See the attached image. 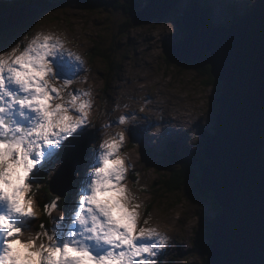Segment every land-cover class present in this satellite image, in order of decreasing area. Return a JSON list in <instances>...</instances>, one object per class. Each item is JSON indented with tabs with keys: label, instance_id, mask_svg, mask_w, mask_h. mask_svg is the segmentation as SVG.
<instances>
[{
	"label": "rangeland",
	"instance_id": "374dc122",
	"mask_svg": "<svg viewBox=\"0 0 264 264\" xmlns=\"http://www.w3.org/2000/svg\"><path fill=\"white\" fill-rule=\"evenodd\" d=\"M90 1H98L100 5L93 9L91 2L87 4L85 0H72L53 12H42L31 27L13 33L8 43L3 38L11 30L0 31V39L4 42V50H0V55L11 53L17 47L19 51H23L33 41H36L33 47L42 45L45 35L63 33L67 39L57 49V55L46 59L54 72L63 63L69 65L75 75L68 73L56 76V85L71 79L72 83L68 88L73 94L81 88H91L94 93L92 107L88 110L89 123L83 125L84 130L64 141L58 151H52L48 160L53 165L48 166L47 163L45 166L48 168L46 167L41 177L44 180L49 177L47 169L58 164L59 167L51 176L53 191L65 196L69 188L74 187L68 203L69 207H74L78 190L87 182H83L87 179L83 178L86 173L84 170L93 162L90 159H95V148L89 154V161L75 174V178L61 185L65 181L63 174H68L71 170L70 166L64 165L65 157L70 151L67 153L66 150L77 137L88 132H92L95 145L100 139L102 125L111 128L121 114L135 116L136 119L127 125V143L122 149L131 157L134 165L127 180L130 186L137 184V181L142 186L139 195L145 204L143 218L151 215L153 226L161 229L169 238L167 246L151 259L155 264H201L208 258L211 243L208 223L215 220L220 211L215 208L211 198L200 197L202 192L193 183H189L183 190L166 192L165 195L160 185L163 174L168 172L166 156L162 152L168 154L166 149L170 142H177V150L181 152L179 159L182 160L201 151L204 148V135L214 134L217 129V109H214L213 102L218 97V89L204 86L201 81L206 78L194 69H180L177 61L164 57L166 47L176 45L187 33L180 19L181 14L191 8L192 0H179L176 10L173 9L166 19L133 23L126 33H121L120 29L125 22L131 21V16L123 8L116 7L126 0ZM127 1L137 9L143 8L145 2ZM197 1L204 11L209 7L214 25H228L233 22L235 15L248 12L257 5L252 4L251 0H248L250 7H247V0ZM98 45L102 52H111L113 56H117V60L112 61L113 65L107 63L106 58L95 54ZM141 108L144 110L141 111ZM13 116L17 122L27 123L15 112ZM262 156L264 157V141ZM74 161L76 164L78 157L75 156ZM35 174L38 175V172ZM37 175L34 181L41 184L43 180ZM69 176H72V172ZM37 193L36 190L35 210L40 215L32 219L34 230L42 215ZM3 207L1 213H6L5 204ZM59 207L56 205L51 210V230L55 229L62 238L69 220L59 221L61 212L66 216V211L58 210ZM143 218L138 227L142 225ZM9 221L16 226L23 223V227L30 224L28 218L19 215L9 217ZM2 240L3 236L0 235V241Z\"/></svg>",
	"mask_w": 264,
	"mask_h": 264
},
{
	"label": "clouds",
	"instance_id": "9594fccd",
	"mask_svg": "<svg viewBox=\"0 0 264 264\" xmlns=\"http://www.w3.org/2000/svg\"><path fill=\"white\" fill-rule=\"evenodd\" d=\"M66 39L63 33L48 34L43 45L33 47V41L23 51L17 47L0 55V113L4 114L0 118V202L7 208L0 213V264H155L151 257L167 246L169 238L153 226L151 215L143 218L142 186L138 181L129 185L127 175L134 165L122 151L127 125L135 116L121 114L111 128L101 126L100 139L93 145L95 159L85 173L87 182L76 194L62 238L43 223L38 230L31 223L23 228L9 224L11 216L32 221L40 215L35 210L39 185L34 174L50 162L53 150L58 151L77 128L89 123L91 88L73 94L68 88L72 81L57 86L53 67L45 59V52ZM14 112L27 123L17 122ZM58 167L49 168L48 176ZM55 208L54 200L44 205V213L51 216ZM65 219L61 212L59 221ZM134 240L140 243L133 246Z\"/></svg>",
	"mask_w": 264,
	"mask_h": 264
},
{
	"label": "water",
	"instance_id": "95a60500",
	"mask_svg": "<svg viewBox=\"0 0 264 264\" xmlns=\"http://www.w3.org/2000/svg\"><path fill=\"white\" fill-rule=\"evenodd\" d=\"M144 1L143 8L128 12L134 24L166 19L179 2ZM194 2L181 14L184 38L193 37V43L183 38L171 51L185 63L205 60L221 82L216 132L204 135L205 158L193 162L202 187L220 206L208 223V264H264V0L228 25L212 24L209 13ZM37 7L0 11V31L38 17L44 9ZM93 139L91 132L77 142L81 150L69 149L65 166L71 170L61 185L75 178Z\"/></svg>",
	"mask_w": 264,
	"mask_h": 264
},
{
	"label": "trees",
	"instance_id": "16d2710c",
	"mask_svg": "<svg viewBox=\"0 0 264 264\" xmlns=\"http://www.w3.org/2000/svg\"><path fill=\"white\" fill-rule=\"evenodd\" d=\"M13 1V2H12ZM72 0H0V6H3V9H9V8H13V7H18L20 5L23 4H34V5H39L41 7L44 8V13H50L53 12L59 8H61L63 5L71 2ZM84 1V0H82ZM85 2L87 4H89V2H91L92 4V8L95 9L96 6L100 5L98 1L92 2L90 0H85ZM261 2V0H257V2L255 4H259ZM120 5V4H119ZM116 5V7L118 6L119 8H123V10H125V12H130V11H136L140 8L137 9L136 6L131 5L129 3V1L126 0V2L119 6ZM205 5V4H204ZM203 5V6H204ZM256 5V6H257ZM255 6V7H256ZM206 10H209V7L205 8ZM37 19L34 18L33 20H31L30 22H27L26 24L21 25L18 28L12 29L11 31H9L7 34L8 36L4 39V41L6 43L9 42V39H11V35L15 32H17V30L19 29H25V28H29L31 27L35 20ZM182 22V18L180 19ZM131 21H127L125 22L124 26L122 25V28L120 29V32L123 33L125 32L127 29L131 28L133 26V23L131 24ZM126 33V32H125ZM3 39H0V43L2 42ZM167 48V52L165 54V59L168 60H172V61H177L178 62V66H180V69L185 68V69H194L198 74H202L206 79L202 80L201 82H203L204 86H214L216 89H218V96L220 94V86H221V82L217 81L211 74L210 72V65L208 63L205 62V60H199V61H195V62H191V63H185L179 59H177L176 57H174V55L172 54L171 51V47H166ZM4 50V42H2L0 44V50L3 51ZM97 52H95V54L100 55L103 58H106V62L109 64H112L113 60H117V56L111 53V52H102V50L99 48V45L97 46V48L95 49ZM99 51V53H98ZM176 62V63H177ZM182 67V68H181ZM218 98V97H217ZM213 106L214 109H217V99L216 101L213 102ZM207 134V133H206ZM205 142V137L203 138V144ZM205 147V145H204ZM168 152V156H166V160H167V170L168 172L163 174V180L162 183H160V185H162L161 190L163 191V195H165L166 192L169 193H174L177 190H183L189 183H193L194 187L198 190H201V198H211L214 202V206L215 208H217L220 211V206L219 204L216 202V200L214 199L213 193L212 192H206L204 190V188L201 185V182L199 180V176L197 173V169L194 167L193 162L194 161H200L202 159L205 158V153H204V148L201 151H198V153L196 155H188L186 157H184V159L180 160L179 159V155L181 152H179L177 150V142H171V144L169 145V147L166 149ZM51 163L48 164V166H50ZM170 164V165H169ZM177 164H179V166L177 167ZM48 166H45L42 170L46 171V167L48 168ZM48 170V169H47ZM37 175V174H36ZM36 175L33 177V179H36ZM47 176V174H46ZM39 179L43 180L41 182V184L39 183V189L36 188V190L38 191L37 193V198H38V203L39 206L42 209V217L40 216L39 222L37 223V225L35 226V230L39 229V225L40 223H43L45 226V229L51 230L52 225H53V221H52V216H48L47 214L44 213V205L48 204L51 205L52 202L55 200L56 205H59L60 207L67 201H69L70 199L67 198L68 196L71 198V194H67V196H60L59 194H55L54 191L52 190V184H51V177H47L45 180L43 179V177H39ZM155 186L157 187V184H155ZM56 197H59V200H56ZM60 207L58 208V210L60 209ZM30 223H33V221H29ZM211 235V233H210ZM212 241V238H211ZM209 251V248H208ZM201 264H208V258H206Z\"/></svg>",
	"mask_w": 264,
	"mask_h": 264
},
{
	"label": "snow or ice",
	"instance_id": "6c2138e0",
	"mask_svg": "<svg viewBox=\"0 0 264 264\" xmlns=\"http://www.w3.org/2000/svg\"><path fill=\"white\" fill-rule=\"evenodd\" d=\"M184 39H185V41H187V42H189V43H193V40H194L193 37H188V38H184ZM48 43L51 44L50 41H49ZM43 44H44V43H43ZM43 44H42V45H43ZM59 47H62V45H55V46H53V47L51 48L50 53H49V52H45V59L48 58V57H54V56H56V55H57V49H58ZM77 60H79V57H77ZM68 73H71L72 75H75V73L72 71L71 67H70L69 65H66V64H63V63H60V64L57 66L56 71H55V75H56V76H63V75L68 74ZM65 81H71V79H67V80H65ZM76 94H78V92H77ZM3 115H4L3 113H0V118H3ZM7 122H8V121L5 120V123H7ZM82 130H84L83 126L77 128L76 131L73 132V134H74V133H77L78 131H82ZM73 134H72V136H73ZM70 137H71V136H70ZM68 138H69V137H68ZM9 224L11 225V222H10V221H9ZM139 243H140V241H138V240H134V241L132 242V245L135 246V245H138ZM161 249H163V248H160L159 251H160ZM140 251H141V252H146L147 249H142V250H140ZM153 251H156V249H153ZM159 251L156 252V256L159 254ZM135 259H136V260H139V259H140V256L137 255V256L135 257ZM133 264H135L134 261H133Z\"/></svg>",
	"mask_w": 264,
	"mask_h": 264
},
{
	"label": "bare ground",
	"instance_id": "6f19581e",
	"mask_svg": "<svg viewBox=\"0 0 264 264\" xmlns=\"http://www.w3.org/2000/svg\"><path fill=\"white\" fill-rule=\"evenodd\" d=\"M204 8V7H203ZM76 157H78V159H79V155H77ZM74 159H75V157H74ZM89 166H87L86 168H85V170L84 171H87V168H88ZM84 173V172H83ZM36 175V174H35ZM82 177V176H81ZM83 178H86V175H84L83 176ZM35 180V179H34ZM4 206V203H2V202H0V213H1V210L4 208L3 207ZM146 255V254H145Z\"/></svg>",
	"mask_w": 264,
	"mask_h": 264
}]
</instances>
